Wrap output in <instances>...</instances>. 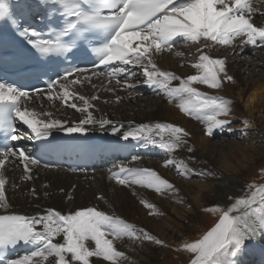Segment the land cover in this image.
I'll return each instance as SVG.
<instances>
[{"label": "snow or ice", "instance_id": "6c2138e0", "mask_svg": "<svg viewBox=\"0 0 264 264\" xmlns=\"http://www.w3.org/2000/svg\"><path fill=\"white\" fill-rule=\"evenodd\" d=\"M42 4L56 6L66 18L62 29L51 39L40 38V34L25 28L20 33L29 39L28 43L40 54H63L69 52L72 46H80L83 39L94 35L99 44L94 49L99 57L100 65L119 63L140 67L145 77V83L159 88L169 103L176 101V107L181 113L201 121L204 135L212 136L214 129L223 130L230 124L231 101L217 96H207L199 91L194 84L206 85L210 89H220L224 82H232L233 76L228 74L226 59H213L203 54L202 49L212 44L231 46L237 39L240 47L251 45L264 47V19L257 23L254 19L256 11L251 0H40ZM264 4V0H259ZM264 17V12L260 13ZM9 19L16 23L9 12V6L0 3V20ZM181 37L192 44L204 42L197 51L198 62L192 66L197 69L196 75L181 78L171 71L160 70L153 60V54L171 51L173 41ZM67 39V42L65 41ZM102 41V42H101ZM86 69H71L56 81L48 84V99H62L67 102L73 93L68 91L69 85L83 84V79L68 77L75 72H85ZM127 69L116 68L107 73L95 72L96 75H106L109 81L116 80ZM129 74L124 81L126 88H134ZM63 81V83H61ZM173 81H179L173 86ZM59 86L61 91L53 97L52 91ZM40 92L39 89L36 90ZM29 92L19 90L12 85L0 83V132L6 139L15 142L22 138L14 116L21 124L30 130V138H47L51 130H63L67 133L83 132V125L92 124L91 114L79 122L78 127L64 128L59 120L44 122L38 119V114L22 110L21 99L29 98ZM83 101V107L75 103L69 106L77 112L87 113L91 104L88 98L76 96ZM97 99L96 96L91 97ZM45 115H48L45 113ZM109 120L99 121L100 127L111 124ZM119 129L113 127V132ZM152 133L160 139H153ZM167 133L169 140L164 139ZM188 133L181 127L170 123H156L152 126L139 127L123 132V139H142L164 150L171 156L172 152L187 144L184 137ZM192 152L191 147L187 148ZM19 160L24 164V172L29 174L28 163L38 161L26 153L22 146L12 144L0 148V168L6 161ZM169 158L164 166L173 164ZM179 167V166H178ZM183 168L188 173L205 175L196 172L186 164ZM182 175L184 173H181ZM112 179L121 185L152 189L157 193L174 191L173 184L162 179L151 169L128 168L120 166L118 172H112ZM6 181L0 175V208L7 212L9 203L5 198ZM260 193L264 201V187L254 191L247 199H238L235 204L223 211L219 222L203 237L193 243H186L184 251L192 254L191 264H237V257L248 241L257 236L264 237V211L254 220L244 219L240 215L231 216L240 207H248L256 202V194ZM231 199V198H230ZM145 208L153 209L154 205L141 200ZM209 210V209H206ZM211 211H221L219 208ZM39 229V230H38ZM62 236V242L57 237ZM124 237L132 241H149L156 245L164 242L150 235L143 229L126 223L115 215L106 214L95 208L77 210L72 214H61L59 211L48 209L46 214L27 216L20 214H0V264H90V258L96 257L110 264H116L124 254L114 248V241ZM91 242V244L87 242ZM20 244L34 245L35 250L30 254L16 259L3 258L9 248ZM94 244V247L92 245ZM53 258V259H50ZM95 264V261L91 262Z\"/></svg>", "mask_w": 264, "mask_h": 264}, {"label": "bare ground", "instance_id": "6f19581e", "mask_svg": "<svg viewBox=\"0 0 264 264\" xmlns=\"http://www.w3.org/2000/svg\"><path fill=\"white\" fill-rule=\"evenodd\" d=\"M11 1L18 12L33 13L28 0ZM251 2L256 11L254 19L260 23L261 19H264L260 15L264 12V4L259 0ZM176 38L178 40V37ZM203 43L201 40L200 44H192L180 37L171 51L153 54V60L160 70L171 71L186 79L189 75L197 74L198 70L192 65L198 62L201 53L197 48ZM239 45L240 40L237 39L231 46L212 44L202 49L203 54L213 59H226L227 72L234 78L232 82H224L220 89L193 85L207 96L231 101V115L219 117L230 120V124L223 130L214 129L212 136L204 135L205 125L201 121L181 113L176 107V101L169 103L159 88L149 87L144 82L145 77L140 67L127 65L125 68L127 72H134L131 80V83L135 84L134 88L124 86L125 77L129 73L118 76L120 83L117 84L116 80L109 81L105 75L86 72L69 78V81L83 79L84 83L69 85L68 91L72 92L73 96H70L67 102L62 99H48L44 95L22 98V110L37 113V118L44 122L59 120L65 129L78 127L80 120L91 114L95 122L83 125V132L106 134L110 137L112 146L128 147L136 152L135 159L132 163H123L121 160L124 159V154L113 150L110 151L113 154L107 153V158L96 162L91 171L75 174L62 167L46 171L28 163L30 178L29 174L24 172V164L19 160L6 161L4 167L0 168V175H3L6 181L5 198L9 208L7 212L0 208V214L39 216L46 214L48 209L59 211L61 214H72L77 210L95 208L134 225L138 233L143 229L164 242L163 245H156L149 241H132L127 237L114 241V248L124 254V258H119L116 264H156L161 261L164 248L181 244L191 226L198 222L202 210L213 204H221L227 211L236 200L248 198L244 181L251 173L252 167L264 156V47L247 45L241 48ZM246 50L253 52L251 62L243 59ZM249 67L252 71L245 70ZM244 71H248L246 78L241 76ZM178 85L179 81H173V86ZM57 88L58 94L61 89L59 86ZM142 94L152 96L142 100L135 99ZM76 96L89 99L91 107L87 113L77 112L72 107V111L67 110L71 103L83 107L82 100H72ZM93 96L97 99L92 100ZM116 99H120L119 103ZM101 120H109L112 123L102 128L99 124ZM235 122H238L235 129L241 130V133L232 134L235 130L232 124ZM156 123H170L181 127L188 133V136L184 137L187 144L175 149L169 156L164 150L145 140L123 139L125 131ZM113 127L119 130L113 132ZM25 129L30 132L26 126ZM51 132L67 133L56 129ZM248 133L250 136L247 138ZM221 134L229 137V140L215 143L214 138ZM152 136L153 139H160L155 133H152ZM164 139H170L167 133L164 134ZM188 147L193 151L188 152ZM169 158L174 163L165 167L164 162ZM185 164L196 172H204L205 175L186 172L183 168ZM120 166L154 170L162 179L173 184L174 191L157 193L139 185H121L111 178L112 172H118ZM141 200H146L154 205V208H145ZM253 205L240 207L238 212L230 215L254 220L257 217L252 213ZM57 240L62 242V236L57 237ZM87 243L91 244L90 241ZM30 253L31 251L19 257ZM93 261L95 264H110L96 257L90 258V264ZM249 263L264 264V237L257 236L248 241L237 257V264ZM187 264H191V259Z\"/></svg>", "mask_w": 264, "mask_h": 264}, {"label": "rangeland", "instance_id": "374dc122", "mask_svg": "<svg viewBox=\"0 0 264 264\" xmlns=\"http://www.w3.org/2000/svg\"><path fill=\"white\" fill-rule=\"evenodd\" d=\"M233 54H236V52H233ZM245 57L243 59H245L246 61L251 62L252 58H253V52L252 51H245L244 53ZM245 65V64H244ZM245 70H249L252 71V68H246ZM258 72L260 71L259 69L257 70ZM129 74H133L134 72H132L131 70L128 71ZM248 71L247 72H242L241 76L243 78H246V76H248ZM252 73V72H250ZM259 74H261V71L259 72ZM127 77V76H126ZM125 77V78H126ZM71 81V80H70ZM58 89V88H57ZM152 95H147V94H142L139 95L138 97H136V100H142L143 98H147ZM73 101H76V98L73 97L72 98ZM120 99H116V102L119 103ZM134 105V103L132 104ZM67 110L72 111V108L69 107L67 108ZM238 122H235L234 124H232V128L235 129L236 125ZM243 132L245 130H242ZM234 133H241V130H237L235 129L234 132H232V134ZM250 136V133L247 134V138ZM223 140H229V137H227L226 135H219L216 136L214 138V142L215 143H221L224 142ZM163 157V156H162ZM135 159V155L131 158H129L128 160L124 157V159L121 160V162L123 163H132V161ZM161 159V157H160ZM24 167V166H23ZM59 168H55L53 170H58ZM46 171H51V170H47ZM29 171H31L29 169ZM244 185H245V193L246 196H248V198L252 195V193L254 191H256L257 189L264 187V156L262 157L261 160H259L253 167H252V171L249 174V176L247 177V179L244 181ZM14 190H16L14 188ZM256 202L253 205V210L252 213L258 217L260 215L261 211H264V201H262L261 199V195L259 192H257L256 194ZM259 201V202H258ZM213 208H219L221 209V211H211L210 209ZM209 209V210H206ZM206 209L202 210L200 212V217L198 222L191 226L190 228V232L188 233V235L186 236V238L181 242V244L176 245V247H165L164 248V257L161 258V261H159L156 264H187L189 262V260L192 258V254L184 251V245L186 243H193L196 240H199L203 237V235L209 230L210 227H212L217 221H219L220 216L222 215V212L225 211L224 209V205L221 204H213L209 207H207ZM192 234V235H191ZM251 264V263H249Z\"/></svg>", "mask_w": 264, "mask_h": 264}]
</instances>
